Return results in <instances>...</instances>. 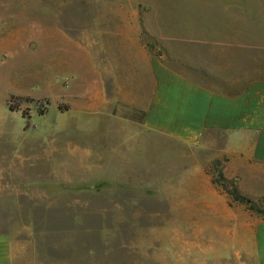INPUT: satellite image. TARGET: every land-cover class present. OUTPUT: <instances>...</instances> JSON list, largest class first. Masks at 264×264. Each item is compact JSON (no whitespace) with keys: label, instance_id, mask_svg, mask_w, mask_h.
Segmentation results:
<instances>
[{"label":"rangeland","instance_id":"1","mask_svg":"<svg viewBox=\"0 0 264 264\" xmlns=\"http://www.w3.org/2000/svg\"><path fill=\"white\" fill-rule=\"evenodd\" d=\"M256 9L226 15L222 0H0V227L29 225L68 256L80 230H118L125 221L124 229L148 231L187 208L196 219H179L175 232L200 223L211 235L226 224L233 228V219L245 213L264 219L234 201H174L195 170L220 192L244 195L240 179L224 173L225 132L207 131L192 148L143 129L141 143L128 141L152 93L151 58L227 94L264 78V14ZM48 32H63L79 55L89 53L94 78L104 75L116 106H75L77 74L69 67L75 51L63 42L61 53L54 39L38 37ZM261 194L244 196L264 208ZM93 239L100 245L101 238Z\"/></svg>","mask_w":264,"mask_h":264},{"label":"crops","instance_id":"2","mask_svg":"<svg viewBox=\"0 0 264 264\" xmlns=\"http://www.w3.org/2000/svg\"><path fill=\"white\" fill-rule=\"evenodd\" d=\"M222 2L226 15L247 14L255 6L256 12L261 6L264 14V1L259 4L246 0ZM254 24L258 29L259 22ZM260 28L264 29V25ZM38 37L54 39L59 44L56 51L61 53L67 49L62 48L63 42L70 45L71 54L75 51L74 64L69 67L77 74L71 94L76 107L80 104L84 110L96 111L117 105L116 98L107 96L104 75L94 78V61L87 51L79 55L77 44L72 49L71 41L63 32L42 33ZM146 71L154 81L152 93L138 132L131 134L128 141L141 143L143 129L146 136L192 148L203 142L207 131L225 132L226 144L222 151L227 158L225 176L240 179L241 192L246 196L250 191H264V78L251 80L241 91L227 94L193 81L156 58L147 60ZM128 81L122 79L120 84H131ZM118 84L116 81L115 85ZM185 179L187 182L177 195L180 200L176 197L174 201H231L203 171H192ZM174 201H167V205L173 206ZM183 211L182 215H168L164 225L148 231L124 229L125 221L124 228L118 230H80V242L73 244L75 248L68 256H62L51 243L45 244L44 234L29 225L17 231L0 227V264H264V219L245 213L240 218L227 217L233 219L234 227L226 224L211 235L200 223L192 226L193 229L188 226V230L175 232L173 223L179 219L186 223L196 219L189 208ZM150 218L158 216L150 215ZM94 236L101 238L100 245H95ZM207 239L212 241L211 246L206 245Z\"/></svg>","mask_w":264,"mask_h":264},{"label":"trees","instance_id":"3","mask_svg":"<svg viewBox=\"0 0 264 264\" xmlns=\"http://www.w3.org/2000/svg\"><path fill=\"white\" fill-rule=\"evenodd\" d=\"M223 193L226 194L231 201L245 204L250 212L255 214L264 216V208L258 207L255 203H253L249 198L242 195L237 189H222Z\"/></svg>","mask_w":264,"mask_h":264}]
</instances>
